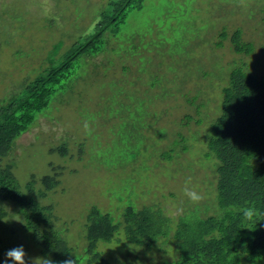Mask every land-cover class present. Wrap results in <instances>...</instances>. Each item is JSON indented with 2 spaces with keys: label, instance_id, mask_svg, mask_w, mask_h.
I'll return each mask as SVG.
<instances>
[{
  "label": "rangeland",
  "instance_id": "obj_1",
  "mask_svg": "<svg viewBox=\"0 0 264 264\" xmlns=\"http://www.w3.org/2000/svg\"><path fill=\"white\" fill-rule=\"evenodd\" d=\"M121 2L0 0V110L114 16ZM113 21L55 85L48 106L4 162H12L24 192L35 176L30 195L52 206L50 225L85 262L91 207L120 227L127 208L157 210L160 222L168 218L162 228L168 236L157 250L143 254L120 228L98 245L101 259L90 264H165L174 227L219 212L205 141L229 72L239 67L264 77V0H128ZM236 30L251 52L234 50ZM55 173L59 184L39 197L40 178ZM185 186L204 198L191 201ZM4 205L0 264L18 245L41 264L39 248L20 228L18 205Z\"/></svg>",
  "mask_w": 264,
  "mask_h": 264
},
{
  "label": "trees",
  "instance_id": "obj_2",
  "mask_svg": "<svg viewBox=\"0 0 264 264\" xmlns=\"http://www.w3.org/2000/svg\"><path fill=\"white\" fill-rule=\"evenodd\" d=\"M127 2L116 4L114 16L127 7ZM114 16H106L93 33L31 81L19 98H13L0 110V221L8 215L4 203L17 204L23 218L20 228L30 234V241L39 248L41 258H46L45 264L47 261L51 264L97 262L101 259L98 245L111 242L120 228L128 243L140 247L143 254L157 250L158 240L168 236L162 229L167 227L168 218L161 217L160 222L157 210L127 208L124 225L120 227L108 213L94 206L85 224L88 259L85 262L50 225L52 206L42 205L30 195L37 181L35 176L30 175L24 192L13 173L12 162H4L11 155L15 140L29 129L37 113L48 106L56 92L55 85L71 73L82 53L96 46L94 43L97 44L109 23L114 22ZM239 35L238 30L232 35L234 50L251 52V43L241 42ZM218 114L210 125L205 145L208 158L214 159L219 212L174 227V240L166 238L172 244L169 251L173 255L165 264H264V77L256 78L239 67L233 68L222 90ZM64 150V146L58 148L61 153ZM55 177L56 173L40 178L44 189L38 190L39 197L59 184ZM248 209L252 210V220L244 217ZM115 240L120 241V236ZM162 252H166L163 246Z\"/></svg>",
  "mask_w": 264,
  "mask_h": 264
},
{
  "label": "clouds",
  "instance_id": "obj_3",
  "mask_svg": "<svg viewBox=\"0 0 264 264\" xmlns=\"http://www.w3.org/2000/svg\"><path fill=\"white\" fill-rule=\"evenodd\" d=\"M87 127V124H85L86 129ZM184 193L193 202H199L204 198L202 195L189 189L187 186H185ZM252 215L253 213L251 209L244 212V217L247 220H252ZM45 259L46 258H42L41 264H45ZM2 264H37V258L30 256L23 245H18L4 253ZM47 264H51V261H47ZM64 264H68V262H64Z\"/></svg>",
  "mask_w": 264,
  "mask_h": 264
}]
</instances>
